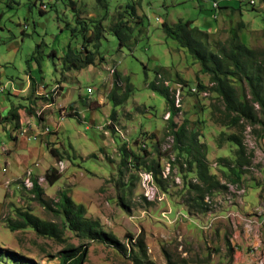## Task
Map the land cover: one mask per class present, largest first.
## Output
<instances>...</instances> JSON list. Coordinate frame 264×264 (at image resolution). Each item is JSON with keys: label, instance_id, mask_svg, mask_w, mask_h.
Returning a JSON list of instances; mask_svg holds the SVG:
<instances>
[{"label": "rangeland", "instance_id": "374dc122", "mask_svg": "<svg viewBox=\"0 0 264 264\" xmlns=\"http://www.w3.org/2000/svg\"><path fill=\"white\" fill-rule=\"evenodd\" d=\"M214 3L218 8H214ZM132 6L136 8L134 16L129 8ZM227 6L233 10L230 17L224 14ZM119 20L129 28L122 30V35L128 37L122 47L112 32ZM179 20L191 21L211 33L222 25L223 29L212 34V41L225 40L233 27L244 44L264 48V0H0V88L6 86L5 92L0 93V264H59V252L66 243L88 250L83 264H230L232 221L224 214L220 218V213L188 210L185 202L195 195L186 186L195 179L182 178L179 165L173 166V159H168L177 154L174 145L168 143V104L149 87L156 80L169 86L171 94L178 85L184 87L183 107L174 122L178 126L186 124L197 133L207 149L212 174L221 177L223 184L239 186L217 168L219 158L235 160L237 147L225 143L219 148L218 140L221 133L242 135L243 131L230 124L221 103L208 89L198 92L197 97L188 94L199 82L206 87L211 84L208 76L199 73L200 65L187 50L165 38L162 23L175 24ZM242 22L245 29L239 27ZM99 23L100 48L86 44L89 51L96 53L94 65L80 71H64L61 61L68 47L79 52L83 34L91 37L93 26ZM84 24L89 29L86 33L81 30ZM255 30L262 32L253 33ZM82 52L84 58L85 51ZM115 74L128 76L133 87L130 98L118 106L108 98ZM30 81L49 89L54 86L55 91L58 86L61 90L64 87V94L57 97L56 103L63 105L61 114L65 119L60 133H55L57 138L47 144L45 158L38 160V167L33 166L34 159L27 166L19 165L27 152L19 153L24 147L16 148V139L11 138L12 129L17 131L16 124L5 119L8 109L19 105L24 106V116L38 119V107L49 103L45 97L35 95L33 84L26 94H19L21 97L12 93L10 96L11 83L24 89ZM124 86L120 82L118 95H122ZM90 88L92 93L88 92ZM201 93H207L206 97ZM99 96L104 105L99 103L97 107ZM38 101L41 103L32 108ZM113 110L114 120L110 116ZM53 115L59 116L55 112ZM252 128L245 125L243 141L252 155L251 165L245 166L249 171L247 181L255 180L256 166L264 163V151ZM52 148L61 152L63 164L51 155ZM124 148L128 154L142 157L139 165L130 155L123 163ZM152 161L160 164L164 188L158 187L153 171H149L157 194L148 200L139 174L147 171ZM50 166L61 173L51 186L44 176ZM27 179L38 180L48 201L58 202V193L66 192L75 204L86 208L87 218L98 220L127 252L102 242L81 241L69 230L64 233L65 243L38 236L30 228L11 232L6 221L15 218L14 209L30 210L42 220L60 224L55 213L34 200L32 188L25 184ZM228 189L226 186L222 194L208 195L206 208L221 209L223 203H233L237 196L227 201ZM255 194L256 187L250 185L247 198L253 201ZM243 196L238 195L237 199ZM230 216L239 219L240 215L230 211ZM211 220L207 230L199 228V222L206 224ZM139 241L145 244L146 257L137 247Z\"/></svg>", "mask_w": 264, "mask_h": 264}, {"label": "trees", "instance_id": "16d2710c", "mask_svg": "<svg viewBox=\"0 0 264 264\" xmlns=\"http://www.w3.org/2000/svg\"><path fill=\"white\" fill-rule=\"evenodd\" d=\"M102 2V0H99ZM131 15H136L135 6L129 7ZM78 19V15L76 16ZM77 23L80 25V22ZM91 37L84 35V42L81 50L74 51L71 46L62 59V68L64 71H80L87 67L93 66L95 63V51H89L86 44H93L94 49L100 48L101 27L100 23L93 26ZM128 27L119 20L113 27L112 32L119 38L120 47L127 42L128 37L122 33ZM129 29V28H128ZM83 33L89 29L84 24L81 26ZM162 32L167 39H172L179 46L190 54L195 62L200 65L199 73L208 76L210 86L206 87L201 82L198 84L197 93L209 90L216 96L223 108V115L232 126L242 129V135L232 134L226 135L221 133L218 140V146L221 148L225 143L235 144L236 153L235 161L227 158H219V166L226 171L223 172L225 178L233 184L239 182L238 171H244L243 167L249 166L251 162V154L243 144L245 125H249L253 133L258 137H264V48H252L244 44L234 30L229 32V36L225 40L212 41V34L205 30H201L194 26L191 21L179 20L175 24L162 23ZM82 51H85V57L82 58ZM55 56V53L52 54ZM124 82L125 86L122 95H118L120 82ZM34 86V84H33ZM150 89L160 94L166 99L168 104L169 117L168 133L174 139V150L177 151L176 164L179 165L178 173L182 174L184 179L189 177L195 179L190 181L186 189L192 192L194 199L187 200L185 205L190 212L197 211L204 213L209 210L205 202L208 195L213 192H224L226 186L221 183L217 174L211 173V167L207 161V149L198 140V135L190 130L186 124L178 126L174 122V117L180 111L175 107L173 95L169 86L160 84L157 80L149 84ZM191 89V88H190ZM60 86L51 94L48 99L49 103L54 102V96L59 94ZM194 91V89H191ZM133 92V87L128 76L123 78L119 74L114 75L113 90L108 95L110 101L114 102V106H118L126 102ZM192 96L197 94L189 93ZM202 95L204 93H201ZM30 112V109H28ZM116 111L111 113V119H115ZM8 122L20 125V116L18 108H11L5 117ZM108 128H113L109 125ZM51 155L56 161L61 162L63 156L58 149H49ZM124 157L123 163L126 162L128 155L132 156L138 162L142 157L130 153L126 149L122 150ZM152 166H148L147 171H153L154 180L158 187H163V179L160 177V164L158 161H152ZM186 165V166H185ZM146 170V169H145ZM45 181L51 186L61 178V173L55 167H50L45 173ZM163 190V189H162ZM34 196V200L39 203L47 211L55 213L60 219V224L42 220L33 215L30 210L14 209L15 218L7 219V227L11 232L32 229L38 236L50 238L58 243H65L64 233L66 230L74 233L81 241L102 242L109 246L115 247L118 251L127 249L118 239L111 233L103 230L98 220L86 217V208L83 205L75 204L70 196L61 191L58 193V202L48 201L45 197L44 189L38 184V180L33 179V186L30 190ZM193 202V203H192ZM138 249L146 257V247L143 241H139ZM88 250L83 246H74L66 243L64 248L59 252V264H83ZM133 252V249L130 251ZM232 249H230V257Z\"/></svg>", "mask_w": 264, "mask_h": 264}, {"label": "crops", "instance_id": "0c3cea01", "mask_svg": "<svg viewBox=\"0 0 264 264\" xmlns=\"http://www.w3.org/2000/svg\"><path fill=\"white\" fill-rule=\"evenodd\" d=\"M229 8L230 7L227 6L225 8L226 10L224 11L225 16L227 17H230L232 15L231 11H233V10H230ZM215 19H217V17ZM239 27L242 29H245L246 24L242 22V24H240ZM220 29H223L222 25L217 26L215 31H213L212 33L209 32L208 30L207 32L210 34H213V33L215 34ZM233 30H234L233 27L229 28L230 32ZM258 32H262V31L255 30L253 33H258ZM31 84H34V88L36 89L35 95L42 96L43 98H44L43 94H45V92H50L51 90L55 88L53 86L52 88L49 89L44 85L36 84L30 81L29 86H26L23 89V87L17 88L16 86L13 85V83H11V92L9 93L10 96L16 95V96L21 97L22 94L24 93L26 94V92L31 87ZM62 87H63V84H62ZM92 92H93V89H92ZM61 94L62 95L64 94V87L62 90L59 91V94L55 96L56 100H54L53 103H48L43 107L42 106L38 107L37 112H36V114L39 117L38 119H36L34 115L24 116L25 109H24V106L22 105H19L18 107L17 106L13 107V108H18V113L20 116V125L17 127L18 132L12 129L13 136L11 138L16 139V141L14 140L16 148L19 149V147L21 146L24 147L23 150L19 151V153L27 152L25 156L22 155L23 157V159L21 160L22 163H19V165L27 166L28 162L34 159L35 163L33 164V166L35 165V167L36 166L38 167L39 161H41L40 159H43L46 156L44 154V151L47 149L46 148L47 144L52 142L54 138H57V134L60 133L61 128H62L61 122L63 121V119H65V116L61 114L63 105H57L56 101H57V97ZM40 103L41 101H38L37 103H35V105L34 104L31 105V107L35 108V106H38ZM99 103L104 105V101H102L100 96H99V102H97V107L99 106ZM73 106L76 107V104H74ZM53 107H56V109H53ZM4 111H7L6 107L4 108ZM41 111H43L42 117H41L42 114L40 115ZM8 112H9V109H8ZM54 112L58 113L59 116L55 117L53 115ZM78 114L79 112H77V115ZM49 125H53L54 128L53 129L50 128ZM10 128H11V124L7 126L8 131ZM44 128H49L50 134L49 133L45 134L43 132ZM21 131H25V133L26 131H28V133L24 137L25 133L21 135ZM20 135L23 137H21ZM28 137H30V140ZM256 138L262 150L264 151V137L260 138L256 136ZM20 142H23L24 144H20ZM57 146L58 145H56V147ZM251 158H252V155H251ZM232 161H235V160L233 159ZM250 165H251V162H250ZM217 168L220 170L222 174L224 171H226L220 166H218ZM256 169L257 171L254 173L255 180H252V181L251 180L247 181L248 178L246 175H247V172L249 171H246L248 170L246 169V167H243L244 171H238L239 182L235 184H238L239 186L241 185L244 188H246V190H248L241 199L238 200L237 199L238 195H235L237 196V198L233 201V203L231 204L223 203L221 205L222 207L221 209H215V210L209 209L207 212H204V213H220V218L221 216H223V214L225 215V213L228 211H232L240 215L239 219H235L236 224L231 222L233 230L231 232L232 235L230 237V243L232 246V255H231L230 264H264V261L260 260L262 255L264 254V163L257 165ZM30 170L33 171L32 168H30ZM220 180L222 183L223 179L221 177H220ZM250 185H254L256 187V194H255L253 201H250L247 198ZM216 193H218V195L222 194V192L221 193L216 192ZM194 213H199V212L194 211ZM252 218L256 220L257 222L252 221ZM242 219H246L249 222V224H245Z\"/></svg>", "mask_w": 264, "mask_h": 264}, {"label": "built area", "instance_id": "2783aa9c", "mask_svg": "<svg viewBox=\"0 0 264 264\" xmlns=\"http://www.w3.org/2000/svg\"><path fill=\"white\" fill-rule=\"evenodd\" d=\"M213 6H214V8H218V4L217 3H214ZM5 88H6V86H2V88H0V93H3L5 91ZM205 91H207V90L205 89ZM52 92H53V90H51L50 92H45V98L47 99L48 95L51 94ZM88 92L89 93H92V89L91 88L88 89ZM191 93L197 94L198 96H200V93H197V86H194V92H191ZM172 94H173V98H174L175 107L181 110L182 107H183V104L182 103H183V96H184V87L181 86V85H178V87L173 91ZM43 132L45 134H48V133H50V129L49 128H44L43 129ZM27 133H28V131H26V133L24 134V137L27 135ZM29 140H30V138H29ZM168 159H173V161L175 162L176 161V156H168ZM214 167H217V164L216 165L214 164ZM28 173H30V172H28ZM162 174L166 178L165 172L162 173ZM139 175H140V179H143L145 176H149V172L148 171H144L143 174L140 173ZM229 184L230 183H224V185L227 186V187H229ZM152 185L154 186V182L153 181H152ZM245 194H246V191H244V195ZM159 197H160V194H159ZM208 198L209 197H206V199H208ZM222 198H224V197H221V199ZM224 218L231 219L232 223H235V219H233L232 217H230V211H228V212L225 213ZM252 221L257 222L253 218H252ZM211 222H213V221L211 220V221L207 222L206 224L199 222V225L198 224L197 225L199 226V228L204 229V230H207V225L208 224H211ZM260 260L261 261H264V254L262 255V257H261Z\"/></svg>", "mask_w": 264, "mask_h": 264}, {"label": "bare ground", "instance_id": "6f19581e", "mask_svg": "<svg viewBox=\"0 0 264 264\" xmlns=\"http://www.w3.org/2000/svg\"><path fill=\"white\" fill-rule=\"evenodd\" d=\"M207 93H204L203 96L206 97ZM43 96L45 97V94H43ZM50 97L51 96L49 94L48 97H47V99H49ZM166 117L168 118L169 117V114ZM24 133H25V131H21V135H23ZM169 138L170 139H168V143L174 145V139H173V137L172 136H169ZM249 144H251L252 150H254L255 148L252 146V143H249ZM168 148H169V146H168ZM168 167H169V165H168ZM169 171H171V169ZM29 174H31V173H29ZM152 181H153V178H152V175L151 174H149V176H145L143 178V183H144L143 185H144L145 190H146L145 196L147 197L148 200L155 199V197H156L155 195L157 194L156 193L157 191H156L155 186L152 185ZM25 184H26V186L32 188V186H33V180L30 181L29 179H27L25 181ZM228 188H229L228 189L229 192H227V193H229V196H227V201H231V199H233L235 195H242V194H244V191H245L244 188H241L240 186H233L232 184ZM242 220L244 221L245 224H249V222L246 219H242Z\"/></svg>", "mask_w": 264, "mask_h": 264}, {"label": "clouds", "instance_id": "9594fccd", "mask_svg": "<svg viewBox=\"0 0 264 264\" xmlns=\"http://www.w3.org/2000/svg\"><path fill=\"white\" fill-rule=\"evenodd\" d=\"M217 17V16H216Z\"/></svg>", "mask_w": 264, "mask_h": 264}]
</instances>
